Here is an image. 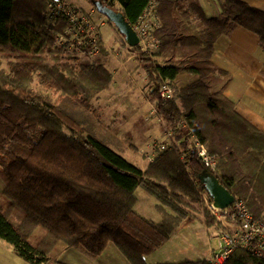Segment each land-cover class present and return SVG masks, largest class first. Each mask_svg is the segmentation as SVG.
Instances as JSON below:
<instances>
[{"label":"trees","instance_id":"16d2710c","mask_svg":"<svg viewBox=\"0 0 264 264\" xmlns=\"http://www.w3.org/2000/svg\"><path fill=\"white\" fill-rule=\"evenodd\" d=\"M49 1L0 0V239L29 264L56 263L71 247L99 256L110 242L128 264H150L146 256L191 218L194 205L205 209L198 175L207 167L197 140L220 156L217 168L207 169L264 223V131L237 112L225 95L229 73L212 66L215 42L238 25L255 32L264 48V11L219 0L222 15L210 17L198 1L157 0L159 45L130 49L145 72L148 98L174 130V146L143 169L35 89L37 82L89 106L113 81L105 64L78 62L57 46L69 22L51 16ZM83 1L96 9V0ZM102 1L133 25L151 0ZM164 82L175 90L171 101L160 98ZM138 188L157 200L160 221L136 210ZM214 222L205 209V225ZM224 264H264V258L239 248Z\"/></svg>","mask_w":264,"mask_h":264},{"label":"rangeland","instance_id":"374dc122","mask_svg":"<svg viewBox=\"0 0 264 264\" xmlns=\"http://www.w3.org/2000/svg\"><path fill=\"white\" fill-rule=\"evenodd\" d=\"M67 1L83 9H91L88 3L81 4L77 0ZM96 17L98 20L106 23L103 35L107 44L105 48L111 56V63L108 64L107 59L102 58L104 56L102 53H100L102 56L99 55L93 62L103 63L111 71L113 81L110 88L97 94L89 106H81L73 98H61L58 94L43 89L37 82L34 83V87L36 90L43 91L46 95H51L63 109L73 115L84 126L89 134L95 136L130 162L146 166L147 160L141 154V149L150 141L163 139L165 127L159 120V117L152 112L153 107L149 101L150 99L147 98L146 92L147 78L145 77L143 68L135 59V53L123 42V37L113 24L110 25L111 27H108L109 23L106 16L97 11ZM119 50H122V57L120 59L116 55ZM71 55L74 56V53ZM76 57L78 62L86 60L83 57ZM87 59L93 60L91 58ZM120 61L123 67L119 66ZM127 61L130 62L128 63ZM72 63H74L73 60ZM136 194L139 199L136 205L137 210L148 211L153 214V216H149L152 219L162 218L161 213L154 207L157 202L154 197L149 195L143 188H138ZM195 206L190 210L192 213L190 219L195 220L199 230L204 231L205 229L204 232L208 234L210 239L216 240L210 236V232L212 228L217 226V220L209 213L205 206L210 217L215 220L214 224L206 226L205 209ZM205 241V238L202 239L200 244H205ZM5 251L0 245V255H6ZM192 255L194 258L202 257L199 252H194ZM159 260L161 263H170L174 259L165 257Z\"/></svg>","mask_w":264,"mask_h":264},{"label":"crops","instance_id":"0c3cea01","mask_svg":"<svg viewBox=\"0 0 264 264\" xmlns=\"http://www.w3.org/2000/svg\"><path fill=\"white\" fill-rule=\"evenodd\" d=\"M192 1H198L210 17L222 15L219 0H187V2ZM241 1L264 11V0ZM77 2L86 3L83 0ZM110 25L108 27H111ZM99 55L92 57L93 60L90 61H95ZM102 55L100 56L107 59L108 64L111 63L109 54L102 53ZM119 63V66L123 67L121 61ZM212 66L229 73L231 80L225 89V95L234 102L237 112L254 128L264 131V48L260 45L259 36L241 25L234 27L230 34L220 36L215 42ZM148 163L147 161V165ZM139 166L146 168L142 164ZM137 211L147 218L153 216L148 211ZM161 219L159 217L152 220L158 222ZM204 231L197 228L195 220L190 218L184 220L166 243L146 256V261L150 264H158L161 263L159 259L165 257L174 259L173 262L208 259L216 248V240L210 239ZM204 238L205 244L201 245L200 241ZM0 245L6 250V255H0V264H29L14 253L11 244L0 239ZM194 252L201 253L202 257L194 258L192 255ZM51 264H128V261L117 246L110 242L99 256H92L81 248L71 247L61 253L58 262Z\"/></svg>","mask_w":264,"mask_h":264},{"label":"built area","instance_id":"2783aa9c","mask_svg":"<svg viewBox=\"0 0 264 264\" xmlns=\"http://www.w3.org/2000/svg\"><path fill=\"white\" fill-rule=\"evenodd\" d=\"M156 6L157 0H151L142 17L132 25L139 38L137 46H140L144 51L159 45L158 40L153 36V31L159 27V20L155 15ZM49 8L54 19L62 17L69 22L65 30L57 36V46L64 53H74L75 57L87 59L99 55L102 52V47H106L103 35L106 23L97 19L96 9L86 10L67 0H50ZM116 55L120 59L122 50L117 51ZM159 95L163 101H171L175 98V90L167 82H164L159 88ZM150 103L153 107L152 112L159 117L165 131L163 139L150 141L141 149V154L148 162L153 161L162 152L174 146V130L166 125L154 104L151 101ZM195 146L203 164L207 168L215 170L220 156L209 153L206 146L198 140L195 142ZM203 199L207 210L217 220V226L210 232V236L216 239L217 244L208 260L213 264H224L239 248L264 258V223L253 217L242 200L235 197L231 206L220 209L213 204L207 193L203 194Z\"/></svg>","mask_w":264,"mask_h":264},{"label":"water","instance_id":"95a60500","mask_svg":"<svg viewBox=\"0 0 264 264\" xmlns=\"http://www.w3.org/2000/svg\"><path fill=\"white\" fill-rule=\"evenodd\" d=\"M95 6L97 11L106 16L108 21L117 28L129 47L138 45V35L121 10L105 5L102 0H96ZM198 178L216 207L224 209L233 204L235 196L220 182L214 173L205 168L198 175Z\"/></svg>","mask_w":264,"mask_h":264}]
</instances>
